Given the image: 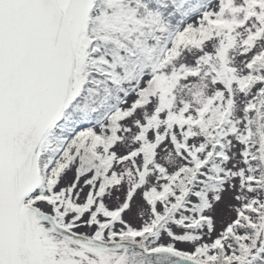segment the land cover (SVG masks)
Instances as JSON below:
<instances>
[{"label":"snow or ice","instance_id":"6c2138e0","mask_svg":"<svg viewBox=\"0 0 264 264\" xmlns=\"http://www.w3.org/2000/svg\"><path fill=\"white\" fill-rule=\"evenodd\" d=\"M0 264H264V0H0Z\"/></svg>","mask_w":264,"mask_h":264}]
</instances>
